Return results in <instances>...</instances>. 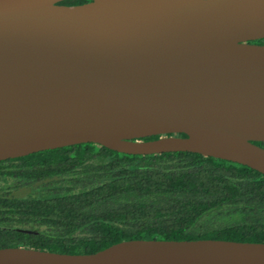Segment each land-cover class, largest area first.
<instances>
[{"label":"water","instance_id":"water-1","mask_svg":"<svg viewBox=\"0 0 264 264\" xmlns=\"http://www.w3.org/2000/svg\"><path fill=\"white\" fill-rule=\"evenodd\" d=\"M61 1L0 0V160L92 142L264 174V0ZM0 264H264V242L0 247Z\"/></svg>","mask_w":264,"mask_h":264},{"label":"trees","instance_id":"trees-1","mask_svg":"<svg viewBox=\"0 0 264 264\" xmlns=\"http://www.w3.org/2000/svg\"><path fill=\"white\" fill-rule=\"evenodd\" d=\"M205 238L264 242L263 173L197 152L92 142L0 160V247L93 253L129 239Z\"/></svg>","mask_w":264,"mask_h":264}]
</instances>
